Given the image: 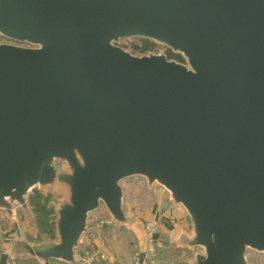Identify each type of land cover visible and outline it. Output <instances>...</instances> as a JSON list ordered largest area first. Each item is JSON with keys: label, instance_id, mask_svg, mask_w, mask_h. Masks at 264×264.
I'll use <instances>...</instances> for the list:
<instances>
[{"label": "water", "instance_id": "water-1", "mask_svg": "<svg viewBox=\"0 0 264 264\" xmlns=\"http://www.w3.org/2000/svg\"><path fill=\"white\" fill-rule=\"evenodd\" d=\"M0 37L1 215L33 221V191L68 193L55 240L5 238L8 264H78L101 207L131 230L135 177L185 211L178 244L201 250L185 264L264 256V0H0Z\"/></svg>", "mask_w": 264, "mask_h": 264}, {"label": "crops", "instance_id": "crops-1", "mask_svg": "<svg viewBox=\"0 0 264 264\" xmlns=\"http://www.w3.org/2000/svg\"><path fill=\"white\" fill-rule=\"evenodd\" d=\"M160 190H163L162 188L158 187ZM145 192L148 196V198L153 202L149 204V208H143L142 213H139L140 210V203L135 202L136 205H132L135 208V215L133 217L128 216L132 220V229H126V232H120L119 230H115L114 227L109 225L104 233V240L105 245L101 249L102 252L105 254L107 258V263L105 264H124L128 262L131 258V254L133 252L134 248V242L127 241L126 236H135L138 239V243H135L136 246L139 249H143L144 247V233H143V224L147 221H156L158 225V232H157V247L161 250V258L164 261H166V257L170 259L168 255H165L163 252L167 249H170V254L173 255L171 249L175 251H189L185 248H182L179 244V237L180 235H188L189 234V227L186 223V213L185 211L178 206H174L170 203L168 194L163 190L165 195V203L164 206H162L161 199H160V193L157 190L154 185L152 188L147 189L144 188ZM142 200V198H141ZM100 211V210H99ZM105 211V210H104ZM126 214V213H125ZM127 215V214H126ZM4 218V222L7 224L9 223L16 232L15 235L20 239L29 241L31 243L36 242L32 241L27 236L21 234L18 230L20 227V223L22 218H26L29 222L34 223V220L32 221L31 218L26 215L22 211H18V222L15 226L7 217L2 215ZM4 228V227H2ZM122 231V230H121ZM121 233V234H120ZM127 233V234H124ZM11 236V237H13ZM7 237H3L0 239V264H8V258L6 252H4V244L3 240ZM160 241V242H159ZM99 243L96 240H93V238L90 237V235H83L80 239V248L75 251L74 257L78 264L80 263V256L82 254V249L84 246H91L96 247ZM159 259L158 263L161 264V260ZM187 259L183 260L185 263ZM172 264V263H171Z\"/></svg>", "mask_w": 264, "mask_h": 264}, {"label": "rangeland", "instance_id": "rangeland-1", "mask_svg": "<svg viewBox=\"0 0 264 264\" xmlns=\"http://www.w3.org/2000/svg\"><path fill=\"white\" fill-rule=\"evenodd\" d=\"M143 42L145 43H153V49L148 53H154V54H163L166 56V50H168L167 48L157 45L154 42L148 41V40H139V39H132V40H121L119 41L118 46L120 48H122L123 50L129 52L130 54L134 55V56H143L146 54H139L134 46L136 47H142L143 46ZM0 43H5L4 41H0ZM57 168L60 171H64L65 167L63 165H56ZM121 187L123 189V193H124V209H125V213L127 214V216H131L133 217L135 215V208L134 206H132L133 204L136 205L134 203L135 202H139L140 203V207H139V213H142V209L143 208H149V204L153 203L147 196L146 192H145V180L139 177H135V178H130L127 180H124L121 182ZM154 187L157 188V190L160 193V199H161V203L162 206H164L165 203V193L163 192V190H160L158 188V186H156V184H154ZM40 190V192L42 194H45L47 196L50 197V206L51 207H56L57 205H59L60 203H62L63 201L67 200L68 198V193L65 190V188L63 186H56L53 188H48V189H38ZM142 198V200H141ZM101 212H100V211ZM99 210H97L96 212L102 213L104 211V209L101 207ZM92 217H89V220ZM4 227V228H2ZM122 230V231H121ZM21 234L27 236V238H29L32 241H39L40 238L45 239V240H49L44 236H40L38 234V231L34 225V223L29 222L26 218H22L21 223H20V227L18 230ZM119 231L122 232H126L125 228L121 227L119 228ZM120 233V234H121ZM16 232L14 231V229H12L11 225L6 222H4V218L1 215L0 212V239L3 237H11L13 235H15ZM127 234V233H124ZM127 241H131L134 242L133 245H136L135 243H138V239L133 235V236H126ZM160 242V241H159ZM161 250L157 247L156 253V259L154 261V264H159L158 261L161 258ZM172 253L176 254V255H171L170 253V249L168 250H164V254L168 255L170 257V259H168L166 257V261H164L163 259L161 260V264H174L176 262V260H178V258H182V257H186L185 259H191L193 257L194 254H200L201 250L196 248L193 251H187L186 253L184 252H180V251H175L173 249H171ZM178 257V258H176ZM184 259V260H185ZM246 259H247V264H264V256L262 254L256 253L254 251L248 250L246 253ZM38 264V263H37Z\"/></svg>", "mask_w": 264, "mask_h": 264}, {"label": "built area", "instance_id": "built-area-1", "mask_svg": "<svg viewBox=\"0 0 264 264\" xmlns=\"http://www.w3.org/2000/svg\"><path fill=\"white\" fill-rule=\"evenodd\" d=\"M101 212V211H100ZM106 212H95L89 220V235L93 240H96L99 244L96 247L84 246L82 254L80 256L81 264H101L107 263V258L102 252V248L105 245L103 233L105 229L111 225L109 217ZM144 233V247L139 249L134 245L131 258L124 264H154L157 253V232L158 225L156 221H147L143 224Z\"/></svg>", "mask_w": 264, "mask_h": 264}, {"label": "trees", "instance_id": "trees-1", "mask_svg": "<svg viewBox=\"0 0 264 264\" xmlns=\"http://www.w3.org/2000/svg\"><path fill=\"white\" fill-rule=\"evenodd\" d=\"M0 41L6 42L4 39L0 37ZM153 43H145L143 42L142 47L134 46L135 50L139 54H146L153 49ZM166 57L168 60H174L179 63H183V59L179 55L173 54L170 50H166ZM29 206L32 209V214L34 217V225L38 231V234L46 237L47 239L53 241L55 240L54 235V226L52 224L54 217L53 213L50 210V197L44 196L38 191H33V193L29 196ZM107 215V213H106ZM105 215V216H106ZM108 216V215H107ZM187 251H184L186 253ZM176 255V254H173ZM178 258V257H176ZM186 257L178 258L174 264H185L183 260ZM15 264H37L36 261L30 259H19L15 262ZM50 264H64L57 261H51ZM104 264V263H101Z\"/></svg>", "mask_w": 264, "mask_h": 264}]
</instances>
